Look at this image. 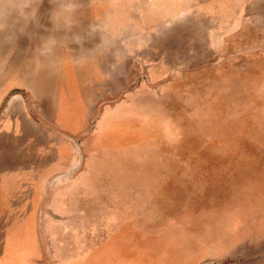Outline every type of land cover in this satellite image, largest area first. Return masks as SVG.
Listing matches in <instances>:
<instances>
[{
  "label": "rangeland",
  "instance_id": "1",
  "mask_svg": "<svg viewBox=\"0 0 264 264\" xmlns=\"http://www.w3.org/2000/svg\"><path fill=\"white\" fill-rule=\"evenodd\" d=\"M1 152L0 264H264V0H0Z\"/></svg>",
  "mask_w": 264,
  "mask_h": 264
},
{
  "label": "crops",
  "instance_id": "2",
  "mask_svg": "<svg viewBox=\"0 0 264 264\" xmlns=\"http://www.w3.org/2000/svg\"><path fill=\"white\" fill-rule=\"evenodd\" d=\"M11 110H12V106L9 107L8 111H11ZM10 118H15V117L11 116ZM5 123H9V120L8 121H4V120L1 121V125L2 126H5ZM12 127L14 128V125L11 126V128ZM17 146L19 148L23 147L24 149H25V147H29L28 143L27 144L26 143H17V142L14 143V142H9V140H8V143L4 147H6V149H12L13 148L12 151H14L17 148ZM6 149H2V150H6ZM67 149L69 151L67 157L63 158L61 160V161H67L64 164L65 167H68V165L70 163L72 164L73 160H74L73 150L69 146L67 147ZM27 150H29L28 152H30V148L29 149L27 148ZM2 153L3 152L0 153V166L7 165V166H14V167L13 168H11V167L7 168V166H6L4 168H0V190L4 189V191H9L11 189L9 184L13 180H16V182H20V183H21V181H24L23 188L24 189H28L29 188V190H30L32 180L37 178L36 175H35L34 178L32 176V162H31V160H28V158H27V159H23V161H20L19 159H15L14 161L13 160L12 161H8L7 156L2 154ZM63 169H65V168H62V166H60L58 170L63 171ZM26 174H27V178L25 177ZM26 181L28 182V184L26 183ZM5 195H6V193L3 195V198L5 197Z\"/></svg>",
  "mask_w": 264,
  "mask_h": 264
}]
</instances>
